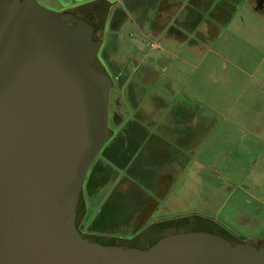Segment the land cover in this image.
<instances>
[{"label": "water", "instance_id": "95a60500", "mask_svg": "<svg viewBox=\"0 0 264 264\" xmlns=\"http://www.w3.org/2000/svg\"><path fill=\"white\" fill-rule=\"evenodd\" d=\"M103 41L37 0H0V264H264V244L174 232L148 248L86 237L85 179L109 141Z\"/></svg>", "mask_w": 264, "mask_h": 264}, {"label": "rangeland", "instance_id": "374dc122", "mask_svg": "<svg viewBox=\"0 0 264 264\" xmlns=\"http://www.w3.org/2000/svg\"><path fill=\"white\" fill-rule=\"evenodd\" d=\"M108 1L105 13H117L122 19L116 27L107 29L100 36L104 39L102 52L105 51L108 59L115 61L124 70L131 71L137 64H158L152 78L145 83L143 93L162 96V103L166 105H163L161 112L162 115L166 113V118L174 112L172 107H189L193 111V126L206 124L212 130L204 142H209V146L204 151L200 147L202 152L199 156H206L205 161L208 159L211 162V168H218V175L212 169L205 171L206 168L198 174L207 176L210 189L219 193L218 203L211 201L212 204L216 203L215 208H218L219 214L198 209L201 211L176 217L170 221V227L166 228L161 226L163 222L152 220L155 212L148 215L147 221L140 223L137 228L132 226L133 221L128 226L117 225L102 228L103 231L98 232H89L84 228V235L104 244L148 248L170 233L206 231L233 243L263 245L264 145L253 142L246 133H242V139L237 141L234 128L249 123V117L245 115L251 111L250 99L242 92L244 88L249 91V87H253L256 82L249 74L250 64H257L259 58L264 56V11L257 13L245 0H239L238 11L228 9L229 16H233L236 11L231 22L215 19L210 35L189 37L184 29L187 26L184 24L187 14L184 10L177 13L172 21L167 18L169 12L161 14L162 21L167 18L165 22L169 26L164 22L165 26L156 30L160 21L155 15L163 0H149L154 6L146 7L138 6L137 0ZM215 6L217 9L225 7L223 3ZM205 25L202 22L199 28ZM175 26L185 36L182 34L176 37L181 33ZM170 28L176 29L177 34H173ZM191 38L196 43H191ZM171 118L172 114L169 116ZM181 124V129L186 131L188 128L185 121H181ZM168 141L172 142L171 139ZM103 149L91 165L84 182L86 189L78 207L80 224L86 221L88 210L91 214L92 209L104 203L106 197L116 190V181H121L117 189H126L124 193L128 198L133 193L146 196L152 193V189L146 185L148 182L133 177L120 165L114 166L115 171H107L99 179H94L91 190L87 191L93 167L101 161H108L104 158ZM151 182L155 184V181ZM171 188L174 193L182 195L183 191L175 184ZM134 208L140 210L144 206L139 204ZM247 211L250 214L259 212L260 217L252 219L254 224L229 221L234 220L238 212ZM184 217H189V220Z\"/></svg>", "mask_w": 264, "mask_h": 264}, {"label": "crops", "instance_id": "0c3cea01", "mask_svg": "<svg viewBox=\"0 0 264 264\" xmlns=\"http://www.w3.org/2000/svg\"><path fill=\"white\" fill-rule=\"evenodd\" d=\"M245 1L257 13L264 11V0ZM220 3H223L225 7L217 9L215 4ZM186 5L189 6L186 8L184 7ZM238 5L239 0H163L155 15L160 21L156 30L165 26V23L168 25V22H165L167 18L172 21L176 18L177 13L184 10L187 12L184 18V24L187 25L184 28L187 30L186 36L210 35L214 26L213 20L231 22L238 11ZM166 7L171 8V11L164 23L161 14L165 13ZM228 9L236 10L235 14L229 16ZM206 15L209 18H206ZM202 22L206 24V27L199 28ZM175 28L179 27L175 26ZM170 29L172 30V28ZM175 30H172L173 34L176 33ZM180 33H176V37H180L182 34L185 36L181 30ZM190 41L196 43L194 38H191ZM250 65L249 74L256 79V82L253 87H249V91L244 88L242 92L250 99L251 111L249 115H245V117H249V123L236 126L234 135L237 141H240L241 134L246 133L253 142L264 145V56L259 58L257 64ZM157 66L159 65L156 63H143V65L137 64L132 69H141L143 73L140 78H129L131 87L128 96L122 100L120 106H115L112 112L110 111L111 136L104 146L106 149L104 158L108 161H101L100 164L93 167L91 181L87 186V191L91 190L95 180L102 177L107 171H115L114 166H121L133 177L148 182L146 185L152 189V193L147 196L133 193L128 198L124 193L126 189H117L121 181H116V190L106 197L104 203L102 202L101 205H97V208L92 209V219H95L102 228H111L117 225L128 226L133 221L132 226L137 228L140 223L147 221L148 215L155 212L156 215L152 219L155 222L170 221L187 213L201 211L198 209L219 214L218 208H215L220 197L219 193L210 189L207 176L198 174L206 168L205 171L212 169L218 175V168H211V162L208 159H206L207 162L205 161L207 157L199 156L200 152L209 146V142H204L210 137L212 130L206 124L201 123L194 127L192 123L193 111L189 107H172L171 109L174 111L171 113L172 118L169 119L170 113L166 118V113L162 115L161 112L163 105H166L162 103L164 101L162 96L143 93L145 83L152 78V73L156 71ZM183 120L188 128L186 131L181 129ZM169 139L172 142H169ZM219 159L220 154H218ZM152 171L153 174H151ZM151 181H155V184ZM173 184L181 188L179 190L183 191L182 195H179V192L174 193L171 188ZM214 200L216 203L212 204L211 201ZM139 204H142L144 208L140 210L134 208ZM179 210L183 211L179 212ZM247 212H238L235 214V219L229 221L236 224L248 223L252 225L254 224L252 219L257 220L260 217L257 211L252 214L250 211ZM167 226L170 227L169 225L165 227L167 228Z\"/></svg>", "mask_w": 264, "mask_h": 264}, {"label": "flooded vegetation", "instance_id": "af4514ba", "mask_svg": "<svg viewBox=\"0 0 264 264\" xmlns=\"http://www.w3.org/2000/svg\"><path fill=\"white\" fill-rule=\"evenodd\" d=\"M37 2L47 9L59 12L62 18L71 24L77 23L79 19H84L93 25L95 37L103 41L95 65L100 71L108 73L113 80V87L110 95V111L112 112L113 108L115 106H120L122 100L126 99L128 96V91L131 87L129 78H140L141 73H143L141 69L131 71L122 69L115 61L108 59L105 51L102 52L104 39L100 38V36L105 34L107 29L116 27L117 23L122 19V16L117 13L114 15L105 13V4L109 3L108 0H37ZM170 11L171 8L168 9V7H166L165 13L169 12L168 16H170ZM147 76H150V74H147ZM147 76L146 78H148ZM85 187L84 185L82 194ZM76 223L79 230L84 234V227L83 224L78 222V216Z\"/></svg>", "mask_w": 264, "mask_h": 264}, {"label": "trees", "instance_id": "16d2710c", "mask_svg": "<svg viewBox=\"0 0 264 264\" xmlns=\"http://www.w3.org/2000/svg\"><path fill=\"white\" fill-rule=\"evenodd\" d=\"M138 1V6H143L146 7L148 5L152 6V4L150 2H148L149 0H137ZM154 6V5H153ZM159 7V6H158ZM104 154H106V149H104ZM84 192V191H83ZM82 196V195H81ZM80 202V201H79ZM79 207V205H78ZM78 212H80V210H78ZM78 216V215H77ZM185 219L189 220V217H184ZM175 219V218H174ZM85 222H83V227L86 228L87 231L89 232H98L99 230H102V227H100L98 225V223L95 221V219H92V212L91 214L89 213V210L86 212V216H85ZM173 220V219H172ZM171 221V220H170ZM170 221H165L163 222L161 226H166L169 225ZM165 223V224H164ZM94 240V239H92ZM96 241V240H95Z\"/></svg>", "mask_w": 264, "mask_h": 264}]
</instances>
